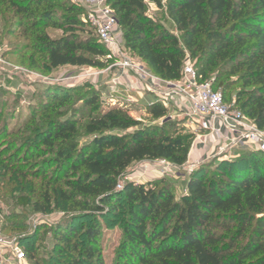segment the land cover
Here are the masks:
<instances>
[{
    "label": "trees",
    "instance_id": "1",
    "mask_svg": "<svg viewBox=\"0 0 264 264\" xmlns=\"http://www.w3.org/2000/svg\"><path fill=\"white\" fill-rule=\"evenodd\" d=\"M107 3L134 58L163 79L180 80L189 56L202 80L216 75L214 86H222L226 102L232 86L241 84L230 93L235 95V106L264 130V0ZM148 3L165 10L176 32L148 14ZM0 7L9 11L25 40L21 51L30 52L29 67L40 69L43 62L48 69L105 68L112 62L95 34L98 42L76 36L87 23L82 19L85 9L75 3L0 0ZM50 28L61 29L64 35L54 39ZM59 91H49L47 104L30 116L26 129L18 131L23 138L15 144L17 150L8 146L0 150V167L11 175L12 183L29 175L42 177L44 200L34 202L38 212L47 213L55 202L68 204V211L75 213L55 231L62 244L58 253L69 254V264H107L96 214L116 220L122 228L113 264H264L262 153L244 150L213 170L200 167L191 174L180 200L163 180L125 182L120 189L134 162L150 159L184 165L192 140L178 130L176 135L167 132L174 123L166 121L168 108L162 103L149 105L148 113L163 124L143 126L127 109L100 110L97 92L86 100L93 114L81 127L74 116L65 115L71 97ZM83 135L93 139L83 144ZM29 169L35 172L30 174ZM86 219L91 223L77 228L75 222ZM27 238L19 244L28 260L36 259L31 246L24 245Z\"/></svg>",
    "mask_w": 264,
    "mask_h": 264
},
{
    "label": "rangeland",
    "instance_id": "2",
    "mask_svg": "<svg viewBox=\"0 0 264 264\" xmlns=\"http://www.w3.org/2000/svg\"><path fill=\"white\" fill-rule=\"evenodd\" d=\"M68 1L75 3L74 0ZM59 13L62 12L59 11ZM148 14L165 27L175 31V27L167 19L165 10L148 3ZM82 19H85V15H82ZM12 22L13 18L9 11H5L4 8L1 10L0 7V51L5 54L11 63L19 67V70L9 69L0 72V150L7 146L12 147V151L17 150L15 144L23 138L21 134H18V131L26 129L30 116L33 113L39 114L42 105L47 104V99L50 98L48 96L49 91L51 94L60 90L59 93L70 95L71 99L68 101L64 113H66L65 115L74 116L81 127L90 120L93 114V108L87 106L86 100L91 98L94 92L98 93L100 110L111 107L124 108L130 111L133 117L140 120L143 126L163 124V120L154 119L148 113L149 105L155 102V97L152 95L144 96V99H139V103H131L127 105L128 107H120L118 104L114 106L111 103V97L118 94L114 93L117 89H113L111 85L113 74L109 72L101 73L108 66L105 68L62 66L56 69H48L41 60L40 69L29 67L26 61H28L27 58L30 52L22 53L21 50L25 40L20 37V30L16 27L15 21ZM48 33L54 39H59L64 35L61 29L54 28L48 29ZM75 33L80 40L97 41V36L95 37V33L91 32V28L87 24ZM121 36L123 37L122 28ZM106 49L109 50L108 47ZM113 62L115 60H112L111 63ZM114 72H117V70L112 71V73ZM215 78V74L210 77L214 82ZM230 80L234 82L236 78L230 77ZM125 83H127V80L120 82L123 93L127 91ZM216 86L223 91L221 85ZM55 87L57 89H54ZM239 88H241V84H235L229 90L228 104L235 102V95H230V93ZM126 94L139 98L137 92H132L130 89ZM163 105L168 108L166 121L174 123L173 128H168L167 132L176 135V130H178L182 135L192 140L189 154L191 159L188 157L187 162L182 166H175L167 161L164 163L162 160L145 159L134 162L125 171L119 188H123L125 182L147 184L163 180L174 192L176 199L180 200L187 193L188 181L193 172L202 166L213 170L219 162L235 158L227 157L226 154L229 155L228 153L221 154L220 149L223 148L225 142L212 138L211 143L219 148L215 150L216 155L203 161L200 159L194 160L195 142H200L198 139L199 134L205 135L202 136L204 142L211 137L206 136L205 131L194 132L188 128L187 116L175 106V103ZM235 108L242 111L237 106ZM3 127L7 129L4 133H1ZM92 139L93 136L83 135L81 143H89ZM41 159L42 157L38 158V160ZM6 172L3 167H0V232L6 237L16 238L20 244H22L21 240L29 237L25 239L26 243L24 245L29 244L37 258L28 260L26 257L24 261H19L14 253L10 252L0 256V264H69V254L58 253L59 248H62V244L56 238L55 231L58 226L63 225L75 213L68 211V204H56L55 202L47 213L38 212L34 209V202L38 201L42 204L44 200L45 186L42 183L44 181L42 177L29 175L26 180L17 178L12 183L9 179L11 175L6 174ZM29 172L33 174L35 170L29 169ZM46 172L49 175L51 174L50 169ZM6 183L8 186L4 188L3 184ZM25 198L28 199V203L24 202ZM96 216L101 229V242L105 261L107 264H113L122 241V228L120 223H115L116 220L114 219L106 221L103 218L101 219L98 214ZM91 221L92 219L77 220L75 225L80 228L83 222L88 225ZM2 227L5 228L3 231Z\"/></svg>",
    "mask_w": 264,
    "mask_h": 264
},
{
    "label": "built area",
    "instance_id": "3",
    "mask_svg": "<svg viewBox=\"0 0 264 264\" xmlns=\"http://www.w3.org/2000/svg\"><path fill=\"white\" fill-rule=\"evenodd\" d=\"M83 7L85 22L94 31L99 42L109 48V59L115 60L101 73L112 75L111 85L117 96L111 97L114 106L126 107L139 103L147 94H153L156 102L172 104L187 116V126L194 132L205 131L225 145L220 153H229L233 149L256 150L264 155V130L248 119L242 111L235 108V102L225 101L221 88H215L214 80H202L191 58L188 56L180 80H166L154 74L145 63L134 58L124 45L121 27L113 8L107 0H74ZM116 68V69H115ZM19 70L0 51V72ZM113 70L117 72L112 73ZM125 83L130 91L137 92L139 98L121 91L120 82ZM114 91V90H113ZM128 107V106H127ZM164 163L166 160H162ZM14 253L19 261L26 259V254L16 238H9L0 232V256Z\"/></svg>",
    "mask_w": 264,
    "mask_h": 264
},
{
    "label": "crops",
    "instance_id": "4",
    "mask_svg": "<svg viewBox=\"0 0 264 264\" xmlns=\"http://www.w3.org/2000/svg\"><path fill=\"white\" fill-rule=\"evenodd\" d=\"M147 95L154 96L153 94H147ZM155 102H156V98H155ZM202 136H205V135L199 134V138L198 139L200 140V142H195L194 160H199L200 159V160L203 161V160L207 159L208 157H213L214 155H216L215 154L216 153L215 150L219 149L214 144L211 143V141H210V140H212L211 136H208V137H211V138H208L209 140L206 139V142L202 141ZM198 139H197V141H198ZM217 152H219V151H217ZM243 152H244L243 148H239V149L235 148V149L232 150V152L228 153L229 155L226 154V156L232 159V158L238 157ZM189 157L191 159V155Z\"/></svg>",
    "mask_w": 264,
    "mask_h": 264
}]
</instances>
